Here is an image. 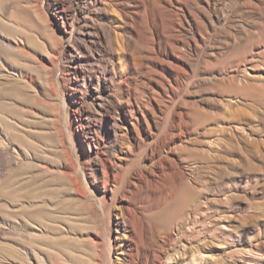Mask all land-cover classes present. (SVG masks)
Wrapping results in <instances>:
<instances>
[{
	"label": "rangeland",
	"instance_id": "obj_1",
	"mask_svg": "<svg viewBox=\"0 0 264 264\" xmlns=\"http://www.w3.org/2000/svg\"><path fill=\"white\" fill-rule=\"evenodd\" d=\"M209 3L210 48L178 73L164 47L163 63L143 53L140 20L114 0H0V264H264V3ZM31 132L52 137L30 138L44 160L23 146ZM127 170L148 194L106 177ZM56 173L82 213L55 204L58 222L25 220L23 193ZM159 198L164 225L117 228L122 204Z\"/></svg>",
	"mask_w": 264,
	"mask_h": 264
},
{
	"label": "bare ground",
	"instance_id": "obj_2",
	"mask_svg": "<svg viewBox=\"0 0 264 264\" xmlns=\"http://www.w3.org/2000/svg\"><path fill=\"white\" fill-rule=\"evenodd\" d=\"M257 1H259L260 3H264V0H257ZM114 2L116 3V6L118 7H120V5L124 6L125 9H123L122 14L125 20H130L131 22L130 21L129 22L131 24H133L134 20L136 19L140 20L141 25L140 24L139 25L140 27H142L141 28L142 30L140 31L139 35L142 39H144L147 42V45H148V47L143 53L156 54L158 57L155 60H158L160 63H163V60H165L166 58L172 60V61L165 60L166 61L165 64L172 66L174 70L178 73H185V70H186L184 69L185 64H186L185 55H187L189 51L191 50L199 51L200 50L201 53L196 56L199 60L200 56L202 57V55L206 52V50L210 48L211 36L209 34V29L213 28L214 23L212 22L211 18L207 14V10L209 9V4H210L209 0H126L124 1V3H120L119 0H114ZM258 7L259 5H257L256 3L253 6V8L255 9H257ZM167 28L171 31L170 35L167 34ZM183 29H187V30L183 31ZM183 32L184 34H181ZM112 46L114 45L112 44ZM162 47H164V52H167L166 54L169 55V57L168 55L167 57L165 56L166 58L163 60L159 58V56H161L159 54V51L160 50L162 51ZM109 52L112 58L114 56L116 57V59L118 60V65H119V61L122 58V50L120 48L113 49L112 47L109 50ZM156 55L154 56L156 57ZM143 56H140L139 58L136 59V62L134 64V67L136 69L141 66V61L144 58L145 59L149 58L146 55L145 57ZM162 58H164V56H162ZM206 64L208 63L206 62ZM149 76H153V73L149 72ZM172 92L174 93V90H172ZM28 102L29 100L24 99L23 105L26 106ZM182 114L178 115L180 120H182V117H183ZM31 137L36 143H41V144H43L47 139H51L52 137L49 136L48 134L43 135L41 133L34 135L31 132L27 134L26 138H23V146L24 148L27 149V151L31 152V155H32L31 157L33 158V160L37 162L39 160H44L41 158V152L39 148L41 147L42 149V146H39V145L36 146L31 141L30 139ZM45 149L46 148L44 147L43 150ZM45 151H48V150L46 149ZM164 160L166 162H169L168 158H165ZM174 165L176 167L178 166L177 164H174ZM34 166H35V162L33 163L30 161V168H34ZM178 169H179V178L181 181V185L184 187V191L188 193L187 186L190 185L188 178H186V175L183 173V170L181 168H178ZM128 170L126 171V174L124 173L121 176L122 177L121 179L120 177L118 178L117 176H114L113 174H111L113 172L112 170H111L112 172L111 173L109 172V175H107L106 177L108 179H113L116 182L115 184L118 185L119 191L123 190L127 184L131 187H137L139 183V185L142 184L141 186L143 187L146 194H148L149 185H150V181L148 179L149 177L144 176V173L141 170L139 174H137V179L135 181H129L127 177ZM63 182L65 183L64 177L56 173L51 179H46L43 181L42 186L44 189L42 190L41 193L39 194L38 193L32 194L30 192L23 193V218L32 223L44 224V221H52V220L58 222V220L54 219V217L51 215V212H49L47 209L49 205H55V204H60L62 206V211L71 210L75 213H82L83 208H82L81 202L77 200L76 197H73L72 195H70L68 190H65L64 188L61 187ZM185 195H183V197H185ZM114 196H115L114 197L115 200L118 199L119 197L118 193ZM160 197H162V195H160ZM161 199L162 198L158 199L159 204H157L158 206L154 210H152L148 206L149 203L147 204L146 202H143L142 207L141 206L137 207L130 203L128 205L122 204L121 206L122 216H121V219L119 218L121 221L117 224L118 225L117 228H122L125 232L132 231V228H133L132 218L136 215H142L144 217L150 218L154 222L158 223L160 226L164 225L167 219L166 214H167L168 207H167L166 198H164L163 200ZM25 203H27V206H25ZM142 211L144 212L147 211L148 214H144ZM107 216L108 218L110 217L109 215ZM105 224L107 228L109 229L110 228V218L109 220L105 221ZM110 248H111V243H110Z\"/></svg>",
	"mask_w": 264,
	"mask_h": 264
}]
</instances>
